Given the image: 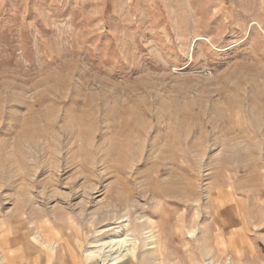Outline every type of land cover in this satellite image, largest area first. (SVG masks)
Masks as SVG:
<instances>
[{"label":"rangeland","instance_id":"obj_1","mask_svg":"<svg viewBox=\"0 0 264 264\" xmlns=\"http://www.w3.org/2000/svg\"><path fill=\"white\" fill-rule=\"evenodd\" d=\"M122 222L96 264H264V0H0V264Z\"/></svg>","mask_w":264,"mask_h":264},{"label":"bare ground","instance_id":"obj_2","mask_svg":"<svg viewBox=\"0 0 264 264\" xmlns=\"http://www.w3.org/2000/svg\"><path fill=\"white\" fill-rule=\"evenodd\" d=\"M120 224L122 225L123 222L120 223ZM121 225L119 226V228L117 227V228H111L109 230H107V229L104 230L106 232H113L114 234H117L118 233L119 235H117L116 237L115 236L112 237L108 242H102L99 246H96L95 248L98 251H96V252H90V254H89L90 255V259L89 260L93 264H96V260H95L96 259V256L93 255V254L94 253H97V252H99L100 255L101 254L102 255H104V254L109 255L107 253H110V254H119L120 257H123V258H126L127 256L131 255V263H133L132 262V259H133V257H135L134 256V251L137 250V245L135 244V247H134L133 251L127 250V247H129L130 240L127 239L128 235L124 234L125 227L123 225L122 226ZM149 226H150V233H151L150 235L151 236L150 237L148 236V239L152 240L153 243L151 245H154L157 253L159 254L160 253V249H159V246H160L159 245L160 234H158L159 232L158 233L156 232L157 226L152 222V220L149 221ZM117 229H119V230L121 229V231L120 232L118 231L116 233V230ZM123 237H125V238H123ZM8 244H9V242H6L5 243V247L7 248V250H9V252L11 254L10 249H8L9 248ZM104 257H106V256L104 255Z\"/></svg>","mask_w":264,"mask_h":264},{"label":"crops","instance_id":"obj_3","mask_svg":"<svg viewBox=\"0 0 264 264\" xmlns=\"http://www.w3.org/2000/svg\"><path fill=\"white\" fill-rule=\"evenodd\" d=\"M53 237H55V236L53 235ZM57 239H59V238H57ZM60 241H62V240H60ZM29 245H30L29 259L31 260V263L34 264L35 260H33V258H31L32 257L31 255L37 252L36 247L33 244H29ZM67 253H68V257L66 256V253L64 252V250L60 249L59 253L57 254L56 264H73V261L70 258L71 256H70L68 249H67ZM11 255H15V252L13 251L11 253Z\"/></svg>","mask_w":264,"mask_h":264}]
</instances>
